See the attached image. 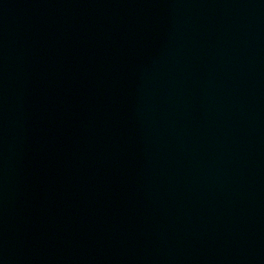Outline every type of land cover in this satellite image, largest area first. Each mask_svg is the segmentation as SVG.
Wrapping results in <instances>:
<instances>
[{
  "label": "water",
  "instance_id": "water-1",
  "mask_svg": "<svg viewBox=\"0 0 264 264\" xmlns=\"http://www.w3.org/2000/svg\"><path fill=\"white\" fill-rule=\"evenodd\" d=\"M0 264H264V0H0Z\"/></svg>",
  "mask_w": 264,
  "mask_h": 264
}]
</instances>
